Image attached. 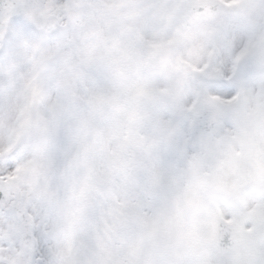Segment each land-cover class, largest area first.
Listing matches in <instances>:
<instances>
[{"label": "snow or ice", "instance_id": "snow-or-ice-1", "mask_svg": "<svg viewBox=\"0 0 264 264\" xmlns=\"http://www.w3.org/2000/svg\"><path fill=\"white\" fill-rule=\"evenodd\" d=\"M0 264H264V0H0Z\"/></svg>", "mask_w": 264, "mask_h": 264}]
</instances>
